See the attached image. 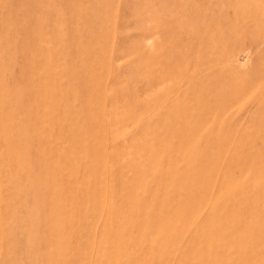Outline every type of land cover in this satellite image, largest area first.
<instances>
[{
    "label": "rangeland",
    "instance_id": "rangeland-1",
    "mask_svg": "<svg viewBox=\"0 0 264 264\" xmlns=\"http://www.w3.org/2000/svg\"><path fill=\"white\" fill-rule=\"evenodd\" d=\"M0 264H264V0H0Z\"/></svg>",
    "mask_w": 264,
    "mask_h": 264
}]
</instances>
